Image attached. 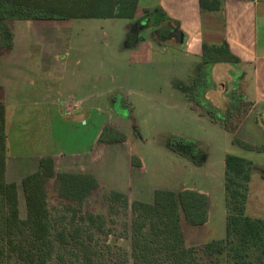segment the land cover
Wrapping results in <instances>:
<instances>
[{
    "label": "rangeland",
    "instance_id": "obj_1",
    "mask_svg": "<svg viewBox=\"0 0 264 264\" xmlns=\"http://www.w3.org/2000/svg\"><path fill=\"white\" fill-rule=\"evenodd\" d=\"M163 2L174 7H168L174 13L171 18L180 20L185 33L190 35L196 27L194 0H141L133 19L6 20L11 43L0 32V104L9 102L10 116L15 100L51 101L60 88L74 93V96L67 94L66 98H89L86 104L82 101L81 109L73 114L67 113V106L58 111L55 103H49L53 147L57 151L55 170L91 172L97 176L100 186L88 196L85 209L101 215L104 232L112 230L106 235L92 229L89 257L82 251H75L82 254L77 264H133L128 253L134 218L132 203L153 201L158 188L176 192L189 188L208 195L210 213L206 224L196 226L182 220L187 246L224 239L227 218L225 160L230 153L253 161L246 211L264 218V152L242 153L233 142L237 135L256 145L264 144V113L242 115L241 135L230 130L235 117L230 123L226 121L228 94L233 88L236 89L232 93L244 94L247 101L255 98L253 65L242 62L246 56L240 45L235 49L242 52L239 64L222 62L212 66L211 86L206 95L217 107V113L202 110L186 93L201 70V55L198 57L188 45L193 38L165 37L160 26L151 25L146 18L149 15L145 14L146 10L163 8ZM41 23L68 27L66 33L61 30L60 46L67 48L62 59L69 65L66 74L70 80L65 84L48 79L45 81L47 95L40 90L34 91L31 83V80L39 83L43 77L49 78L40 67L43 44L34 34ZM251 35L254 37V28L246 30L244 27L246 45ZM245 71L249 73L248 78L243 76ZM36 108L31 109V113L36 112ZM244 110L245 107L242 112ZM43 114L46 115L45 108L38 111L37 117L32 115L37 120L33 122L30 117L28 129L25 123L14 122L10 145L15 155L31 156L47 148L48 126L46 132L43 125H38ZM105 120V125L124 135L125 140L98 141L88 155H68L90 144ZM183 140L194 142L196 148L184 151L181 148ZM133 157L141 165H134ZM10 179L17 181L20 216L25 219L27 207L20 176L13 171ZM48 188L50 206L54 207L60 201L55 177L48 181ZM113 190L128 196V208L121 201L110 199ZM7 261L8 264H25L16 260L15 255L9 256ZM206 264L214 263L207 261Z\"/></svg>",
    "mask_w": 264,
    "mask_h": 264
},
{
    "label": "trees",
    "instance_id": "obj_2",
    "mask_svg": "<svg viewBox=\"0 0 264 264\" xmlns=\"http://www.w3.org/2000/svg\"><path fill=\"white\" fill-rule=\"evenodd\" d=\"M140 1L0 0V32L11 43L12 35L6 20L133 19ZM199 5L204 21H224V0H199ZM145 14H149L146 18L151 25L160 26L165 37H182L179 21H174L162 7L152 12L146 10ZM219 40L204 41L200 73L191 90L186 92L202 110L215 114L217 107L206 95L211 86L210 69L222 62H241L228 43L224 39ZM235 89L228 94L230 98L226 108V121L230 123L236 118L230 126L234 134L252 106L244 94L232 93ZM245 103L248 105L244 106ZM7 137L6 106L3 102L0 104V264H8L7 259L13 255L25 264H77L82 254L76 252L81 251L88 258L92 229L104 232L105 225L100 214L85 209L88 196L100 186L97 176L82 171L56 172L54 157L43 156L38 170L21 179L27 207V217L23 219L20 216L18 184L7 178ZM124 137L106 125L99 142L115 143L125 140ZM233 142L247 150L264 152V144L256 145L237 135ZM181 146L184 151L196 148L190 140H183ZM225 161L226 237L199 246H187L182 220L196 226L206 224L210 199L206 193L195 189L176 192L158 188L153 201L135 200L132 203L134 218L128 253L133 264H206L207 261L214 264H264V218L246 211L253 161L231 153L227 154ZM132 162L141 165L136 157ZM54 177L60 201L52 207L48 181ZM110 199L121 201L126 208L129 206L128 196L122 191H111ZM111 231L104 233L108 235Z\"/></svg>",
    "mask_w": 264,
    "mask_h": 264
},
{
    "label": "crops",
    "instance_id": "obj_3",
    "mask_svg": "<svg viewBox=\"0 0 264 264\" xmlns=\"http://www.w3.org/2000/svg\"><path fill=\"white\" fill-rule=\"evenodd\" d=\"M164 3V2H163ZM194 4L196 5L195 9V17H196V27L190 32V35L186 34L183 27L180 23V31L182 32L183 36L192 37L193 40L188 42V45L193 49V53H195L198 57L202 54L203 43L208 38L211 41H221L224 39L226 42L228 41V45L231 51L240 57V52L236 49V46H243L245 50L246 60H242L243 63L252 64L253 65V73H252V82L254 86V100H249L252 102L251 109L247 116H250L252 112L257 113H264V0H224V8L222 11V18L224 23L220 21L212 22V21H204L202 17V13L200 12V5L199 0H194ZM168 5L164 3L163 9L165 12L170 16L174 15L170 9H168ZM174 8V7H169ZM138 9V8H137ZM176 12V11H175ZM177 14V12H176ZM171 17V16H170ZM45 21V20H41ZM39 27L35 29V35L40 43L43 44V63L40 64L42 68V72L48 74L49 78L43 77L44 79H40V82H35L31 80L33 87L35 88L34 91H41L44 95L49 94V90L47 89V82L48 79L56 80L59 83L65 82L67 83V71L69 70V65L67 62L62 59L64 55L67 53V48H61L60 44V35L61 30L66 33L67 25H48L41 23ZM202 25V29H201ZM223 25V26H222ZM244 27L246 30L254 28V37L251 35L250 40L248 41V45L243 42V35H244ZM195 36V37H194ZM217 37H219L217 39ZM252 37V38H251ZM65 47V46H62ZM61 48V49H60ZM241 58V57H240ZM75 62V64H77ZM244 77L248 78L249 73L245 71L243 74ZM47 81V82H45ZM61 90L56 91V98L48 101V99H41V101H14L15 103L12 107L11 116L9 112V102L5 101V106L7 110V178L8 180L11 177V172H15L18 176H20V180L39 168L40 159L46 155H53L57 151L54 150L53 147V138L51 132V116L49 112V103H55L56 108L62 111L65 109V101L66 96L73 95L74 93L68 91V89L60 88ZM58 92V93H57ZM58 94L61 96H58ZM77 99L82 100L83 102L88 101V97H78ZM60 100V101H59ZM59 101V102H58ZM15 106V107H14ZM34 106H37L34 107ZM86 107V105H85ZM84 107V108H85ZM36 108L35 111L31 113V109ZM45 108L46 115L43 114L42 117L39 119V124L43 125L46 128V132L49 130L50 137L47 140V148L42 150L41 152H37L31 156H18L15 155L13 150L11 149L10 141H11V134L10 131L13 128L14 122L16 120L21 121L27 125V129L29 125H31L29 120L32 115L37 117L38 111L43 110ZM84 110V109H82ZM65 113V110H64ZM66 114V113H65ZM9 119L11 121H9ZM32 121L35 122L37 118L32 117ZM257 119V118H256ZM42 121V122H41ZM107 121L105 120L104 124L102 125L101 129L98 131L94 140L88 144L82 151H76L72 154L68 155H78V156H85L90 154L97 146L100 135L106 126L105 124ZM29 124V125H28ZM259 125V124H258ZM48 126V130H47ZM260 129L261 126L259 125ZM242 127L239 126L237 130V134L241 135ZM45 137L47 135L44 134ZM245 136V135H244ZM247 139V136L244 137ZM249 141V140H248ZM240 151L242 153H250L251 150H245L244 148L240 147ZM249 151V152H248ZM67 154V153H66ZM131 156V155H130ZM25 157V158H24ZM24 158V159H22ZM28 158V159H27ZM9 181H16V179H10ZM17 182V181H16Z\"/></svg>",
    "mask_w": 264,
    "mask_h": 264
},
{
    "label": "built area",
    "instance_id": "obj_4",
    "mask_svg": "<svg viewBox=\"0 0 264 264\" xmlns=\"http://www.w3.org/2000/svg\"><path fill=\"white\" fill-rule=\"evenodd\" d=\"M82 100H75L72 96H69L65 101V107L67 106V113L73 114L78 112L82 107Z\"/></svg>",
    "mask_w": 264,
    "mask_h": 264
}]
</instances>
